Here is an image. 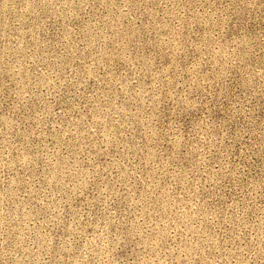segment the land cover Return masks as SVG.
Returning <instances> with one entry per match:
<instances>
[{
	"label": "rangeland",
	"instance_id": "1",
	"mask_svg": "<svg viewBox=\"0 0 264 264\" xmlns=\"http://www.w3.org/2000/svg\"><path fill=\"white\" fill-rule=\"evenodd\" d=\"M0 264H264V0H0Z\"/></svg>",
	"mask_w": 264,
	"mask_h": 264
}]
</instances>
